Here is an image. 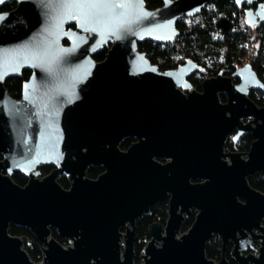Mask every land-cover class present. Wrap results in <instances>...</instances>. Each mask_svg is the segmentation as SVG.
<instances>
[{
    "label": "water",
    "instance_id": "1",
    "mask_svg": "<svg viewBox=\"0 0 264 264\" xmlns=\"http://www.w3.org/2000/svg\"><path fill=\"white\" fill-rule=\"evenodd\" d=\"M7 1L0 0V6ZM17 1L13 11L0 14V57L11 54L0 67V264H135V229H128L122 255L120 227L130 221L136 228V218L166 196L168 188H173L174 198L167 235H162V225L151 226L154 238L143 264H229L225 255L219 262L206 256L214 232L225 249L230 239L236 243L233 255L239 264H264V194L251 188L246 177L264 172V108L246 96L250 87L264 89V82L252 64H245L235 72L240 85L219 74L202 83L204 93L189 91L186 77L203 69L197 61L160 70L138 49L143 40L173 43L179 37V20L222 0H163L157 9L148 8L146 0H133L135 7L117 10L123 13L118 20L89 24L95 32L85 31L81 19H71L58 0ZM233 1L248 6V24L264 22V2L255 8L259 0ZM72 23L77 27L66 29ZM111 42L106 59L95 61L92 55ZM24 68L32 74L18 100L5 82ZM219 91L228 93V104L219 101ZM242 115L255 118L243 124ZM236 126L257 137L249 160L223 152ZM127 136H137L140 142L124 153L118 146ZM190 142L200 145L203 159L198 168L191 165L194 171L190 164L182 165L178 153ZM155 145L169 149L165 155L174 158L169 166L177 175L174 187H155L150 176L157 167L153 156H163L158 149L150 152ZM223 155L231 156L232 165ZM51 162L57 169L41 179L39 164ZM102 163L108 171L98 179L87 178L86 169ZM14 170L29 178L24 186L3 173ZM61 173H71L69 189L58 182ZM190 175L208 181L192 185ZM180 204L182 211L194 205L201 213L192 229L178 238ZM11 225L32 230L42 242V260L32 259L25 248L29 236L11 234ZM51 228L73 245L65 248ZM254 228L263 231L254 234L261 238L259 256H245L241 242L249 238L245 230Z\"/></svg>",
    "mask_w": 264,
    "mask_h": 264
},
{
    "label": "flooded vegetation",
    "instance_id": "2",
    "mask_svg": "<svg viewBox=\"0 0 264 264\" xmlns=\"http://www.w3.org/2000/svg\"><path fill=\"white\" fill-rule=\"evenodd\" d=\"M8 3H11L10 8H5V10L1 11L0 14L5 13L6 11H13L16 8V6L18 5L17 0H10V1L5 2V4L0 6V7H5ZM259 3H261V2L259 1ZM259 3L256 6L254 5L255 8L258 7ZM148 8H150V7H148ZM259 24H257V25H259ZM76 27H77L76 24L72 23L70 25H67L66 29H73V28L75 29ZM63 41L65 44L70 43L66 39H64ZM144 41H146V40L138 42L139 51L145 52L142 49H140V43H142ZM112 45H113V43L111 42L109 44L104 45L102 49L96 51V53H94L92 55L94 60L98 61V62L104 61L106 59L107 54L109 52V49L112 47ZM100 53H104L103 58L97 59L96 55L100 54ZM148 58H149V56H148ZM154 64H156V63H154ZM25 70L29 71V72L31 71V74H32L31 69L24 68L22 70L21 74H19V77H20V75L23 74V72ZM236 71L237 70L231 71V72H230V70L228 72L227 71H219L217 75H207V76H205V78H203L200 85L197 83L198 79L196 78L197 77L196 74H190L186 77V80L190 81V83H191V86H189L188 90L189 91H198L200 93H204L202 83L207 78L217 77L219 74H222L225 77H231L233 85H240L241 80H240V78H238L235 75ZM31 74H30V78H31ZM11 77H18V76H15V75L9 76V78H11ZM9 78L5 82V87H6V83L9 80ZM30 78L28 80H30ZM28 80H25L24 83ZM262 81L264 82V80H262ZM24 83H23V85H24ZM178 88H180L181 91L185 92L181 86H178ZM9 93L13 98L20 100L22 97L23 90H22L20 97H14L11 94L10 90H9ZM246 96L249 99H251L252 102H254L257 105L258 108H264V89L254 88V87L251 88L250 87L249 92L246 94ZM218 97H219V101H221L222 104H228L230 101L229 95L227 92L219 91ZM228 116H231V114L229 112H228ZM254 118H255L254 115L253 116L242 115L239 118V120H240V122H243V124H249L253 121ZM259 121L261 122V120H259ZM255 125L256 124L254 123L253 127ZM255 140H257V137L255 136L254 132L242 131L240 129V127L236 126L234 129H232L231 132H229L228 136L226 137L224 144H223L224 145L223 152H224V154L239 153L240 155H242L243 160L244 159L249 160L248 154L252 150ZM139 142H140L139 137L127 136V137H124L122 142L119 144L118 148L120 149L121 152L128 153L131 150L130 148H132L134 144L139 143ZM158 146H156V145L151 146V147H153V150H150V152L151 151L155 152V150L158 149L160 152H162L163 156H159L157 154L153 156L152 159L155 161L157 167H156V169H154V167L152 168L154 170L151 172L150 176L153 177V182L155 183V187H158L161 184H163V185L166 184L165 186H168V183L170 184L169 187H172L174 185L175 180L177 181V179H176L177 175H174L173 171L170 170V167H171L170 164H172V162L174 161V158H172V156L170 154L165 155L166 152L169 151V149H166L165 147L160 148L161 145L159 147ZM181 146L182 147H179L180 151L178 153H179L180 157H182V159H181L183 161L182 165L186 166V165L190 164V167H192V170L194 171L193 167L196 168L197 166H200L202 164V160H203L201 157L202 152H201L200 145H197L196 143L192 144L190 142L188 145L184 144ZM211 148H212V146H211ZM210 151L211 150H209V152ZM2 159H4V155L0 154V161ZM213 160H214V158H213ZM223 160L226 161L229 165H232V158L230 155H227V156L223 155ZM138 163H139V161H138ZM179 163H181V162H179ZM192 164H195L196 167L191 166ZM185 166H183V167L180 166V167L184 168ZM57 167H58V164H55L52 162L51 163H45V164L40 163L38 168H37V171L39 173L38 175L40 176L41 179H43L44 177L49 175L53 170L57 169ZM164 167H166V168L163 169ZM175 168H176V166H175ZM91 169H95L97 173L91 174V172H90ZM192 170H190V172H192ZM107 171H108V168H107L105 163H102L101 165L91 164L86 169L87 178L98 179L102 174H105ZM182 171H184V173H186V171H188V170L186 168H184V169H182ZM15 172L21 173L18 170H14L13 174ZM3 173L11 176L14 179L13 174H9L7 171H3ZM180 174L182 175V172ZM187 174H189V172ZM246 177H247V182L251 188L255 189L256 191L261 192L262 194H264V172L262 170H258L254 173H249L246 175ZM28 179L29 178L27 177V182H28ZM189 179H190L189 183H191L192 185H201L202 183H206L208 181V178L194 177V175H190ZM57 180L64 188L69 189L72 186L73 177H72L71 173H68V174L61 173L58 176ZM183 181H185V179ZM62 182H67L68 185L63 184ZM182 184H183V182H182ZM172 189L168 188L167 189L168 192H167L166 196L159 199L156 202V204L152 205L150 207L149 211L147 213H144V215L142 217L136 218V222H135L136 228H134V226H132L130 221H127L124 226L120 227L122 255L126 251V239H127V237H125V236L128 232V229H131V230L135 229V236H134L135 237V242H134L135 256L133 258L135 261V264H143L145 262V258H143V255L146 254L148 243L154 238L150 234V228L153 224L162 225L163 230L161 233L163 236L167 235V227L169 225L168 223L170 221V218L172 217V213H171L172 202H171V200L174 198V191H172ZM183 195H184V193H183ZM237 199H239V201L241 203L246 204V199H244L243 197L238 196ZM177 213H182V215H183V220L181 222V229H180V232L177 234V237L180 238L182 234L188 233L190 231V229H192V227L194 226L195 221L197 219V216L201 213V210L198 207L193 205V206H191V208L189 209L188 212L182 211V204H180ZM261 226L264 227V218L262 219ZM51 229H52V236L56 240L61 242L65 248H68L69 246L73 245V241L72 240L70 241V240L66 239L65 237H63L61 234L58 233L57 229H55V228H51ZM141 230H144V234L141 233ZM245 232L248 233L249 238L245 242L244 241L241 242L244 245V246L242 245L240 247L241 254L248 256L250 253H252V254L259 256V249L261 247V238L256 239L254 237V234H256V235L263 234V231H261L259 228L258 229L254 228L253 232H250L248 229L245 230ZM238 236L239 237L242 236L240 232H238ZM215 240L219 241L221 244V255L222 256L220 258L219 257L212 258V257L208 256L207 250H208L209 244ZM29 241H30V238H29ZM226 244L227 245H226V249H225L224 244H223V240L221 239L220 234L217 232H214V236L206 244L207 245L206 256H208L210 259L214 260L215 262H219L225 255L229 261V264H239V262L237 261V259L233 255V251H234V248L236 246V243L232 239H230ZM156 245L160 247L161 241L160 240L156 241ZM26 246H25V248H26ZM41 252H42V245H41ZM42 257H43V252H42ZM42 257L40 260H42ZM39 261H35V262H39Z\"/></svg>",
    "mask_w": 264,
    "mask_h": 264
},
{
    "label": "trees",
    "instance_id": "3",
    "mask_svg": "<svg viewBox=\"0 0 264 264\" xmlns=\"http://www.w3.org/2000/svg\"><path fill=\"white\" fill-rule=\"evenodd\" d=\"M146 4L152 9H157L163 5V0H146ZM10 6L11 3H8L5 7H0V12ZM246 9V4L239 6L233 0L209 3L201 14L183 17L177 22L180 33L173 43L161 44L146 40L140 43V49L147 53L160 70L178 68L189 60L197 61L203 68L194 73L199 85L207 75H217L219 71H235L247 63L252 64L259 77L264 80V22L254 26L248 24ZM103 55L104 53L97 54L96 58L102 59ZM246 56H249L248 61ZM30 74L31 71L25 70L20 77L9 78L6 87L14 97H20L23 83L30 78ZM90 172L97 173L95 169ZM13 177L21 186L27 183V177L19 172H15ZM62 183L68 185L67 182ZM9 231L15 236L28 235L30 243L27 244L26 251L35 261L41 259L42 242L32 230L11 225ZM141 233L144 234V230H141ZM207 252L212 258H220V242H211Z\"/></svg>",
    "mask_w": 264,
    "mask_h": 264
},
{
    "label": "snow or ice",
    "instance_id": "4",
    "mask_svg": "<svg viewBox=\"0 0 264 264\" xmlns=\"http://www.w3.org/2000/svg\"><path fill=\"white\" fill-rule=\"evenodd\" d=\"M58 6L64 9L71 19H81L80 26L85 31L95 32L96 28L88 27L89 24L98 23L104 18L118 20L123 16L122 12H117L118 9H130L136 5L133 0H58ZM73 9L79 10L78 14H73ZM10 55L4 53L3 57H0V67L7 65Z\"/></svg>",
    "mask_w": 264,
    "mask_h": 264
},
{
    "label": "rangeland",
    "instance_id": "5",
    "mask_svg": "<svg viewBox=\"0 0 264 264\" xmlns=\"http://www.w3.org/2000/svg\"><path fill=\"white\" fill-rule=\"evenodd\" d=\"M248 57H249V56H246V57H245L246 61H248ZM247 64H249V63H247Z\"/></svg>",
    "mask_w": 264,
    "mask_h": 264
}]
</instances>
